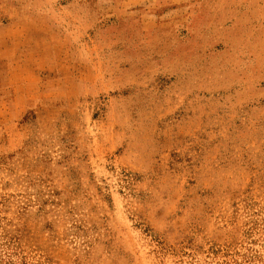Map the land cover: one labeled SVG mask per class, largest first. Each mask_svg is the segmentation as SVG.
I'll return each instance as SVG.
<instances>
[{
  "label": "rangeland",
  "instance_id": "rangeland-1",
  "mask_svg": "<svg viewBox=\"0 0 264 264\" xmlns=\"http://www.w3.org/2000/svg\"><path fill=\"white\" fill-rule=\"evenodd\" d=\"M10 36L0 264H264V0H0Z\"/></svg>",
  "mask_w": 264,
  "mask_h": 264
},
{
  "label": "crops",
  "instance_id": "crops-1",
  "mask_svg": "<svg viewBox=\"0 0 264 264\" xmlns=\"http://www.w3.org/2000/svg\"><path fill=\"white\" fill-rule=\"evenodd\" d=\"M21 21H18L16 24H20ZM46 25V24H43ZM46 29H48V25L46 26ZM17 40H13V38L10 36L6 42V48L4 47L3 50H0V60L3 59V64H5L4 71L0 69V72L2 71L7 77L5 81V85H9V87L13 88L14 90V97L13 100L16 99L17 102L23 104V100L28 99V95L25 94V90L27 91L28 86V80L26 78L20 77L21 81H19V84H16V86H13L14 83H18L16 81V72L17 70L21 73L23 72V66L26 65L27 56L30 54L27 48V41H23L21 39L22 36H16ZM40 38L44 39V36H39ZM14 47V48H13ZM56 45L49 41V45H47V48L51 50V52H55ZM38 50L35 51V53H39V56L42 54ZM40 59V58H39ZM1 64V63H0ZM8 67V68H7ZM27 93V92H26ZM23 99V100H22Z\"/></svg>",
  "mask_w": 264,
  "mask_h": 264
}]
</instances>
